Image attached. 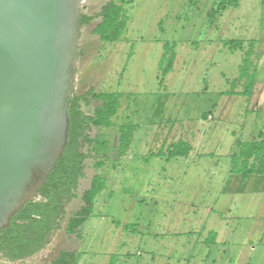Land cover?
Returning a JSON list of instances; mask_svg holds the SVG:
<instances>
[{
    "label": "rangeland",
    "instance_id": "rangeland-1",
    "mask_svg": "<svg viewBox=\"0 0 264 264\" xmlns=\"http://www.w3.org/2000/svg\"><path fill=\"white\" fill-rule=\"evenodd\" d=\"M215 1L134 0L126 5L127 26L121 39L115 42H100L96 36H88L93 21L83 25L74 88L78 93L91 87L94 91L114 89L120 78V88L128 92L129 111L136 109L128 118L137 124L134 134L140 137V142H135L141 145L136 148L138 153L141 149L152 152L154 149L148 138L153 131L162 129L165 133V126L175 121L182 123L184 135H188L187 128L191 132L195 129L202 132L204 125L211 126V131L205 130L206 134L197 146L211 149L214 154L198 153L199 163L196 159L189 167L181 163L165 172L150 167L151 164L140 163V166V155L132 159L123 155L116 169L112 167V160L108 161L104 168L108 170V187L96 201L99 215L90 217L78 229L80 237L64 231L67 216L78 208L80 201L76 198L65 205L64 219L42 250L14 262L0 257V264H52L60 250L73 251L74 255L79 250L82 255L77 264H107L112 254L115 264L118 256L126 254L128 259L120 264H225L234 256L244 259L249 255L250 264H264L263 247L251 254L239 245V240H244L253 225L254 231L259 225L264 226V217L253 224L255 219L251 216H242L249 209L260 207L258 201L248 204L247 199H241L236 208H232L233 214L223 215L228 218L227 225L232 227L225 231L230 242L214 244L209 255L208 245L202 242L203 235L209 230L222 231L223 223L215 209L217 198L221 197L222 183L226 185L229 175L225 154L235 141L229 133L233 130L235 139H252L246 120L249 122L253 117L246 114V104L252 106L257 100L264 109V2L241 0L238 7L227 8L211 22L207 11ZM105 2L83 0V11L95 13ZM234 39L242 40L245 48L251 39L257 42L253 59L258 68L256 87L259 90L248 99L242 95L221 94L232 88V81L238 74L242 53L232 51L226 45ZM164 43L175 45L176 58L172 69L162 76L158 62ZM125 62L126 69L120 76V71H115L112 66H123ZM99 103L90 99L82 103V108L86 113H93ZM209 109L214 111L215 121L201 120L200 113ZM259 118L256 120L258 128L263 123L262 117ZM112 132L111 138L115 141L116 134L114 130ZM88 133L95 137L97 129L93 127ZM149 151L146 157L150 160L153 155ZM92 159L87 157L85 161L87 166L85 177L79 183V194L95 172L90 167ZM254 180L259 182V188L261 183L264 184V177ZM146 183L150 185L146 187ZM259 188L254 190L256 195L261 191ZM109 191L113 194L106 202ZM208 208H212V212H207ZM124 224L126 229H123ZM133 226L134 231L130 229ZM234 227L237 229L232 232Z\"/></svg>",
    "mask_w": 264,
    "mask_h": 264
},
{
    "label": "trees",
    "instance_id": "trees-1",
    "mask_svg": "<svg viewBox=\"0 0 264 264\" xmlns=\"http://www.w3.org/2000/svg\"><path fill=\"white\" fill-rule=\"evenodd\" d=\"M134 0H107L100 10L87 14L82 7L79 15L80 28L95 18H99L94 33L99 35L101 41L115 42L121 39L127 26L126 5ZM241 0H216L207 16L211 22L229 7H238ZM264 2V0H263ZM257 42L251 39L246 44L238 39L229 40L232 51H241V61L238 74L232 81L231 89L221 94H238L250 98L258 83V68L254 63L253 49ZM175 45L163 44L158 67L163 76L169 72L175 62ZM80 55V51L78 52ZM239 88V89H237ZM124 94L118 91L98 90L89 88L84 93L73 91L68 115L70 118L69 132L66 146L61 157L55 163L46 182L40 187L38 197L26 202L11 218L8 226L0 232V257L6 261L14 262L26 259L42 250L47 244L51 233L59 228L64 219L65 205L71 199L79 198L76 210L70 212L65 222L66 234H76L80 237L78 229L90 217L99 215L96 212V201L108 187L107 173L104 169L108 161L117 166L118 160L130 148L137 124L130 119H120L121 100ZM96 100L100 103L93 113H86L82 108L83 102ZM211 112H204L205 117ZM97 129L95 137L88 133L92 128ZM112 129V130H111ZM115 131L116 139L111 138ZM260 140L243 141L237 139L233 145L228 163L230 174L247 178L250 175L264 174V132ZM192 151L190 142L178 139L170 143L159 154L170 157L188 156ZM87 157H93L90 167L92 174L88 186L79 194L77 192L80 180L85 177V162ZM105 170V171H104ZM120 225V224H118ZM129 227V226H128ZM126 229V225H123ZM129 229V228H128ZM132 231L135 227L130 228ZM215 241V232L204 239L210 246ZM81 253L60 250L52 260V264H77ZM111 264H114L112 262Z\"/></svg>",
    "mask_w": 264,
    "mask_h": 264
},
{
    "label": "water",
    "instance_id": "water-1",
    "mask_svg": "<svg viewBox=\"0 0 264 264\" xmlns=\"http://www.w3.org/2000/svg\"><path fill=\"white\" fill-rule=\"evenodd\" d=\"M82 0H0V232L66 146Z\"/></svg>",
    "mask_w": 264,
    "mask_h": 264
},
{
    "label": "crops",
    "instance_id": "crops-1",
    "mask_svg": "<svg viewBox=\"0 0 264 264\" xmlns=\"http://www.w3.org/2000/svg\"><path fill=\"white\" fill-rule=\"evenodd\" d=\"M92 21L94 22V25L90 29L88 36H91V37L96 36L97 40H99L101 42L99 35L94 33V29L96 27V24L99 21V18H95ZM92 21H90V22H92ZM88 24H86V25H88ZM116 66H118V67H116ZM112 68L115 69V71H117V70L120 71L119 75L121 76V72H124V70L126 69V62L123 66L115 64L112 66ZM115 83H118V84L114 89H107V90L118 91V92H121L124 94V97L121 100L120 119L127 118L128 116H130V114H132V112H136V109L129 111L130 109H129L128 97H127L128 92H126L125 89H121L122 87L120 88V78H117V81ZM256 86L254 88L253 94H255L259 90V88ZM263 90H262V92H263ZM233 95H238V94H233ZM246 107H247L246 114H251L253 117V119L249 118V122L246 120V122L248 124V126H247L248 127V134L251 135L252 139L244 140V141L260 140V139H262L263 136H261V135L264 132V111H263L264 109H263V106L259 103V101L256 100L255 102L252 103V106H250V104H246ZM209 110H211V112L206 117L204 115V112L200 113L201 120H206V121L209 120L210 122L215 121L214 111H212V109H209ZM209 116H211V118ZM259 117H262L263 123H261L260 124L261 127L258 128L257 126H259V125H258L256 120L259 121V119H260ZM244 124H246V123L244 122ZM181 125H182V123L177 124L175 121H173V123H171V124L169 123L167 126H165V129H166L165 133L162 132L163 131L162 129L161 130L159 129L161 131V133H158L160 131H158V132L153 131L154 134L150 138H148L150 140L152 146H153V149L155 150V151L153 150L152 152L149 151V149L144 150V151H142V149H141L140 152L138 153V149H136V148L141 147V145H139V144L137 145V144H135V142L136 143H137V141L140 142V137H137L134 134L132 142H131V146H130L129 150L124 154V157L126 159H128L127 157L130 156L131 157L130 159H132V158H136V157L138 158V156L140 155L141 160L140 161L138 160L139 165H140V163L143 165H150L151 164L150 167H155V169H158L159 172H165L166 170H168V171L173 170V168H175V166H178L181 163H183L185 165L184 167H189L190 164H194L196 159H198L197 163H199L201 161V158L198 157V153L204 154L205 156H206V154H207V156H211V154H214L211 149H206L203 146L201 148H199L200 146L199 147L197 146V143L199 144L203 140V137L206 134L205 130L211 131V128H212L211 126H206L203 124L204 125L203 128H205V130L201 132L199 129H195V131H194L195 133L191 132L187 128V132L189 131L188 135H186V134L184 135V134H182L183 132L181 130L182 129ZM215 127L216 126H214V128ZM177 130L179 131V133ZM234 133L235 132L233 130H231L229 133V136L231 137V140L236 141L239 138L235 139V137L233 135ZM178 139H184V140L190 142V144L192 145V151L189 153L188 156H179V157H170L169 158L165 154H163V155L159 154V152L162 148H164V150H165V148L170 143H172ZM235 141H233V145L235 144ZM233 145L230 146V150H228V152L225 154L227 157L229 156V153H230ZM133 147H134V149H133ZM143 147L145 148V147H147V145H145ZM148 151H149V154L152 153L154 161H151L153 158L149 160L148 157H146V154ZM205 156H203V157H205ZM112 167L114 169H116V167H114L113 165H112ZM153 172H154V170H153ZM228 172H229V175H228L227 183H226V185H224V183H222L221 193H220L221 197L217 198L218 199L216 202L217 203V207H216L217 209H215V212H218V217L220 216L219 221L223 223V225L221 226L222 231L219 230L220 232L217 231V233H215V241L213 242V244L208 246L209 251L207 250V255H209L210 249L212 248V246L214 244L215 245H217V244L225 245L228 242H230L225 231L227 229H232V227L229 226V224L227 225L228 218L226 216H223V215L224 214L225 215L233 214L232 208H236L237 204H239L237 202H239L241 199L243 201H244V199H247L248 204L250 203L249 201H252V202L258 201L259 206H260L258 208L253 207L252 210L249 209V211L243 213L242 216H245V217L248 215L251 216L253 219H255L253 221V224H256L255 222H257V221L260 222V220H261L260 218L264 217V184H262V183L260 184V188H261L262 192L260 191L256 195V192L254 191L257 188H259V185H258L259 182L257 183L254 179H256V177H264V174L250 175L247 178H243V177H240L239 175H236V174H230V166H229ZM240 180L243 182H240ZM159 184H161V183H159ZM146 185H147L146 187H148L150 185V183H146ZM228 185H231L232 187L231 188H230V186L227 187ZM112 194L113 193L111 191L108 192V195H106V199H105L106 202L111 198ZM249 194L251 196H249ZM208 210L209 211H207V212L210 213V212H212L213 209L208 208ZM243 210H245V209H243ZM241 212L242 211H240V209H238V213L241 214ZM239 214H237V216ZM259 214H261V215H259ZM242 219H244V217ZM236 229L237 228L234 227L232 232H235ZM211 232H212V230L211 231L209 230L208 233H205L203 235V238L204 239L207 238ZM213 232H215V231H213ZM204 239L202 242H204ZM235 244L236 243L234 242L233 246ZM241 244L244 246V248H247L248 253H251V254L258 247L264 248V226L259 225L258 230L254 231V225H253V229L247 230V232L244 236V240L243 241L239 240L240 247L242 246ZM113 255L114 254L111 255L107 264H111L113 262L112 261ZM128 257H129L128 254H126L120 258L118 256L117 257L118 258L117 264H120L125 259H128ZM79 260H80V258H79ZM250 261H251L250 255L247 258L245 257L244 259L241 258L240 256H234V258L227 259L225 264H250Z\"/></svg>",
    "mask_w": 264,
    "mask_h": 264
},
{
    "label": "built area",
    "instance_id": "built-area-1",
    "mask_svg": "<svg viewBox=\"0 0 264 264\" xmlns=\"http://www.w3.org/2000/svg\"><path fill=\"white\" fill-rule=\"evenodd\" d=\"M82 2H83V0H82Z\"/></svg>",
    "mask_w": 264,
    "mask_h": 264
}]
</instances>
